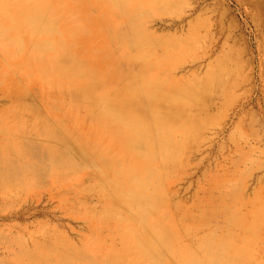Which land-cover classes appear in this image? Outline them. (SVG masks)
Returning <instances> with one entry per match:
<instances>
[{
    "label": "rangeland",
    "instance_id": "obj_1",
    "mask_svg": "<svg viewBox=\"0 0 264 264\" xmlns=\"http://www.w3.org/2000/svg\"><path fill=\"white\" fill-rule=\"evenodd\" d=\"M76 2L85 3L76 19L93 21L105 33L97 29L76 49L64 38L62 56L68 51L89 59L111 94L124 95V84L132 82L126 109H139L131 119L118 109L114 116L129 136L127 150L144 163L143 172L131 171V178L143 179L148 191L126 203L113 190L129 177L66 166L62 150L51 145L62 144H46L35 134L27 137L22 163L12 152L20 143L11 139L10 155L0 146V264H132L130 258L133 264H264V0L69 5ZM111 8L117 11H102ZM12 13L10 21L5 15L1 21L13 37L22 36ZM52 25L50 37L22 27L52 40L57 22ZM0 34L9 47L7 55L0 50V78L8 75L0 80V113L14 97L20 111L29 109L26 115L48 117V99L67 105L69 97L49 89L28 59L34 41L19 54L11 35ZM113 34L118 48L104 46ZM110 98L105 92L92 101L103 108ZM59 109L61 114L64 106ZM73 114L88 117L83 107ZM63 128H56L58 135L70 141L82 125ZM128 225L135 234L118 236Z\"/></svg>",
    "mask_w": 264,
    "mask_h": 264
},
{
    "label": "bare ground",
    "instance_id": "obj_2",
    "mask_svg": "<svg viewBox=\"0 0 264 264\" xmlns=\"http://www.w3.org/2000/svg\"><path fill=\"white\" fill-rule=\"evenodd\" d=\"M9 1L11 4L14 0H0V4L4 5L3 7H0V32L11 35V32L6 29L5 23L1 21L2 15H5L4 19L8 18L9 20L10 17L7 16L11 10L14 13L15 20L20 24V26H17L16 31H18V33L22 32V36L19 35L17 37H13L11 35L13 41L17 43L18 53L22 54L27 49L26 44L30 41H34L33 46L30 45L28 49V59H32L34 61L38 74L44 81H46L45 84L49 87V89L56 90L59 94L61 93L65 97H69V99L67 105H63L60 98L57 100L52 99L53 102L48 99V105L53 107V109H46L48 117H43L41 114L32 111L26 115L25 112L29 109H22V111H20L21 105L17 101L18 97L12 96L15 99L12 101L13 104H9L8 107L0 113V146L8 149V153L10 155L11 149L9 147V141L11 139H15V141L20 143V145L17 151H13L12 149L13 155L17 157V161H23L22 163H24L27 156L26 150L28 148L25 143L27 137L32 134L41 136L44 140H46V144H50L49 141H55V143L57 141L62 145L54 146L52 143L51 145L62 150L66 166H78L77 169H85V173L95 170L98 174H102L106 170H111L114 172L113 176L129 177L124 182H121V184L118 183L115 185L113 191L115 197L119 200L133 204L139 196L142 197L146 195L145 192L148 191L147 183L143 179L136 180L135 178H131L133 172H143L144 163L138 159L139 156L127 150V148H129V145L127 144L129 136L127 137V135H125L127 133L123 130L120 126V122L114 116V111L118 109L119 112L125 114L129 119H131V117H133L132 114L134 115L139 109L138 107L135 108L136 110L131 109L128 111L126 109L127 102L130 99L129 94L134 91L133 84L132 82L130 84H124L126 92L123 91L125 94L122 96L118 95L116 92L115 94H111L109 91L110 89H106V87H104V83H102L105 81V75H102L97 69H95L96 66L92 65L89 59L85 57H78L76 53L74 55L72 52L68 53V51L64 54V56H62L63 52L67 50L65 48L64 38L66 39L70 49H76L79 48V43L81 41H89V39H91L90 35L92 32L97 31V29L100 32H104L103 27L91 26L93 21L87 22L86 20H83L81 16L80 19H76L78 11H83L82 7L85 5V3L79 4L80 1L76 2L75 5H69V2L72 0H58L56 3H53L51 0H15L11 5L9 4ZM92 1L99 6H103L105 2V0ZM86 6H88V3ZM102 11L109 12L117 10L111 8L108 10L104 9ZM50 13L52 18H55L54 20L50 18ZM100 17H103V14ZM96 21H98V19ZM55 22H57V34H54L52 40L43 39L40 34L35 33L34 31L31 34L30 30L22 27H30V29L41 31L46 33V37H50L55 31H53L52 25V23L55 24ZM38 27H41V29H38ZM33 34H35V36H33ZM116 36L113 34L112 38H108V40L104 43V46L113 44L117 47L116 41L119 42V39H116ZM27 37H29L30 40H27ZM60 37H63V39L58 42L57 40ZM58 43L64 50H58L61 49L58 48ZM8 48L9 47L0 42V50L4 55L8 54ZM89 52H86L88 53L87 55H90L93 51ZM95 53L96 51H94V54H92L89 58L93 59L95 57ZM142 66H146V64ZM113 68V65H111L110 70L112 71ZM2 76L3 81L6 82L8 75L4 74ZM17 89H22V85L18 84ZM105 92H107L108 96L110 95L111 97L107 103L108 105L103 108L96 107V103H93L92 100L101 95V93L105 94ZM8 94L10 93L8 92ZM50 96L51 95H46V98ZM60 106H64L61 114L57 112V109H59ZM82 107L88 116L87 118L84 117L85 119L83 120H81L82 117H80V115L73 114H81ZM121 108H123L122 110L124 113L120 110ZM70 115L73 116L72 119L70 118ZM28 116L32 124H30V126H25ZM49 120H52V122H49ZM51 124H54L53 126L57 125V127L55 126L53 128ZM64 125L67 132L71 129H75L78 125H82V128L79 132H77L78 135L75 134L77 136L72 137L69 141L68 137L62 139V136H59L57 133L59 128L60 130L64 129ZM134 135L136 136L137 134L134 133ZM155 136L157 137V135ZM141 137L142 136H140V140H142ZM145 140L146 139H144V141ZM150 142L152 143V141ZM22 146L23 148L21 149ZM78 153H82L84 156H89L90 159L87 158L86 161L78 160L79 158L75 157ZM53 157L54 159H58L60 158V155H53ZM23 166L24 165H22V167ZM22 167L21 170L24 171L25 168L22 169ZM153 224L154 221H152V225ZM127 227L129 228H126L123 232H121V230H119L121 227L117 226L116 229L121 232L118 236L135 234V230L133 229L134 225H128ZM161 228H164V226L157 229L161 231ZM163 230L168 231L169 234L172 232L170 229L166 228ZM144 235L146 234L144 233ZM91 241L93 240L91 239ZM209 241L205 239L204 243L208 244ZM164 243H166V241H164ZM205 244L202 245V248L206 251L208 249H205ZM124 247L128 246L124 245ZM117 259L118 258L116 257V261ZM135 260V258H130L128 263L133 264L136 262ZM187 261V264H194L193 262L196 261V259H190ZM170 263V260L165 262V264Z\"/></svg>",
    "mask_w": 264,
    "mask_h": 264
},
{
    "label": "crops",
    "instance_id": "obj_3",
    "mask_svg": "<svg viewBox=\"0 0 264 264\" xmlns=\"http://www.w3.org/2000/svg\"><path fill=\"white\" fill-rule=\"evenodd\" d=\"M54 1V0H53ZM57 2H58V0H56ZM53 3H55V2H53ZM0 80H2L3 81V76L0 78ZM4 82V81H3ZM2 90H5L4 88L2 89Z\"/></svg>",
    "mask_w": 264,
    "mask_h": 264
}]
</instances>
